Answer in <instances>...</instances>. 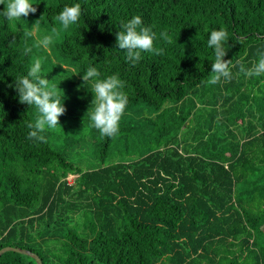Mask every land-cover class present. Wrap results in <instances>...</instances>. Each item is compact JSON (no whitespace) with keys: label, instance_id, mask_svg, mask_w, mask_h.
Listing matches in <instances>:
<instances>
[{"label":"trees","instance_id":"obj_1","mask_svg":"<svg viewBox=\"0 0 264 264\" xmlns=\"http://www.w3.org/2000/svg\"><path fill=\"white\" fill-rule=\"evenodd\" d=\"M33 2L26 17L0 19V247L28 248L42 264H264V73L239 71L264 46V0H79L81 17L63 29L56 52L75 64V77L88 64L100 78L118 74L124 112L144 102L157 113L138 126L120 121L106 137L90 123L94 92L87 103L64 92L56 128L78 137L61 144L46 129L40 139L27 135L35 106L10 86L40 52L49 57L32 28L58 29L53 18L71 0ZM134 15L156 32L158 49L135 62L116 44L120 22ZM218 27L228 33L232 78L214 82L206 37ZM167 100L179 109L172 119ZM65 118L82 128L64 131ZM139 126L151 140L138 157L81 168L66 151L88 133L103 159L112 141L129 147ZM188 127L184 148L176 138ZM0 264L36 261L7 250Z\"/></svg>","mask_w":264,"mask_h":264},{"label":"clouds","instance_id":"obj_2","mask_svg":"<svg viewBox=\"0 0 264 264\" xmlns=\"http://www.w3.org/2000/svg\"><path fill=\"white\" fill-rule=\"evenodd\" d=\"M4 7L0 8V19L11 21L26 17L29 12H35L36 7L33 0H7ZM81 17V6L79 0H71L60 7L54 21H58L62 29H67L75 24ZM57 31L54 26L50 32L42 31L36 38V43L45 51L48 50L53 41V33ZM160 36L171 41V36L161 30ZM156 32L150 27L141 25L139 16H132L120 22L119 31L116 33V44L119 49L127 52L129 58L135 62L142 51H153ZM228 40L227 31L222 28H213L207 33L206 45L212 49L214 59L211 61L212 81L221 78L231 79L232 72L230 59H224L226 48L224 43ZM28 51V49H26ZM239 71L245 75H260L264 73V46L257 49V59L250 67L240 65ZM84 81H91L94 92V106L89 112L91 126L98 130L99 134L111 137L119 130V122L128 102V97L123 89V80L118 74L112 73L100 78V71L95 64H88L81 72ZM13 76V75H12ZM4 77L0 74V80ZM58 83L50 82L47 75L43 74L42 58L37 56L24 72L13 76L11 87L16 90L18 100L34 105L36 118L28 124L27 135L40 139L38 133L41 130L54 129L59 125L58 120L61 113L65 111L63 103L64 94L57 91ZM92 92V93H93ZM92 99V101H93Z\"/></svg>","mask_w":264,"mask_h":264},{"label":"rangeland","instance_id":"obj_3","mask_svg":"<svg viewBox=\"0 0 264 264\" xmlns=\"http://www.w3.org/2000/svg\"><path fill=\"white\" fill-rule=\"evenodd\" d=\"M51 29H48L45 26H39L36 25L35 27L32 28V31L34 32L35 38L40 35L42 31H48L50 32ZM63 32V29L59 27L55 33H53V41L50 44L48 50V55H45L43 52H40L38 54L39 57L42 58V69H43V74L47 73L50 74L49 72L53 71V67L57 71L55 74L51 72L50 77H55L53 83H58V93L60 95H63L64 92H70L72 96H75L73 99H79L83 100L84 102H89L91 101V95L93 92L92 89V84L91 81H84L82 79V76H77L75 77L73 72L75 64H73L69 59L64 58L62 55L58 54L56 52L55 47H56V42L60 38L61 34ZM36 33V34H35ZM36 57L31 59V62L34 61ZM73 74V76H71ZM73 77V83L74 87L71 88L70 86V80L66 82L67 78H72ZM66 84V85H65ZM189 95V93H188ZM187 101L185 100L182 105V110H185L187 108L186 105ZM172 103L170 100H167L164 103V107H167L164 113V117H167L169 119H172V117L176 116V113H178L179 109L174 106H170ZM34 112H36V108H34ZM156 113L157 111L155 110L154 107L151 105H147L144 102H139L136 105L132 106L130 110H127L126 112H123L120 118L121 123H125L129 120L133 121L136 126H138L141 123V119L143 118H153L156 119ZM65 124V127H63L64 131L66 132H71L74 128L77 130L80 127L76 122L74 118L71 119H64L62 120ZM189 122V121H188ZM58 126V125H57ZM141 126L136 127L135 131L136 133L132 136V141L129 147L126 145L120 143L119 141H112L110 151L108 155L100 159L96 156L95 154V146H94V140L91 137V135L83 134L85 141H81L79 145H73L72 147L69 146L66 148L67 153L70 155L72 161L77 164L81 168H85L86 166H91V165H100L102 163H110L112 160L116 159H121V158H135L143 154L144 152L147 151L148 149V144H146L144 141L145 140H151V136L146 135V132H143L145 129L147 130L148 128H142L140 129ZM46 131L50 132L55 138L60 139V144L67 141L68 138L71 136L73 138H76L78 136L74 134H67L65 136V132H59L57 128L54 129H47L45 128ZM185 128H182V132L178 134L176 141L180 144L181 147L187 146V143L189 142V127L185 130ZM64 133V134H63ZM144 134L146 137H144ZM79 135V134H78ZM142 141V142H141ZM125 146V147H124ZM127 147V148H126ZM75 177V174H69L67 178L71 181Z\"/></svg>","mask_w":264,"mask_h":264},{"label":"water","instance_id":"obj_4","mask_svg":"<svg viewBox=\"0 0 264 264\" xmlns=\"http://www.w3.org/2000/svg\"><path fill=\"white\" fill-rule=\"evenodd\" d=\"M7 250H14L17 252L28 254L35 259L36 264H42V261L39 258L38 254L33 252L32 250L28 249V248H24V247H20V246H13V245H5V246L0 247V254H2L3 252H5Z\"/></svg>","mask_w":264,"mask_h":264}]
</instances>
